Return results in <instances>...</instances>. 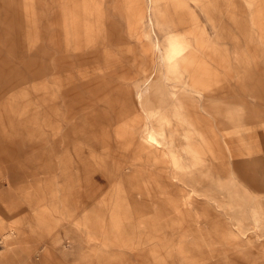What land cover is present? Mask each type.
I'll return each instance as SVG.
<instances>
[{
  "label": "rangeland",
  "instance_id": "1",
  "mask_svg": "<svg viewBox=\"0 0 264 264\" xmlns=\"http://www.w3.org/2000/svg\"><path fill=\"white\" fill-rule=\"evenodd\" d=\"M124 134L159 149L196 202L198 217L178 213L163 172L152 187L123 170L134 227L186 231L166 264H264V0H0V184L8 209L23 205L0 214L6 264L165 263L148 234L138 247L96 217L129 166ZM42 211L36 228L19 219Z\"/></svg>",
  "mask_w": 264,
  "mask_h": 264
},
{
  "label": "crops",
  "instance_id": "2",
  "mask_svg": "<svg viewBox=\"0 0 264 264\" xmlns=\"http://www.w3.org/2000/svg\"><path fill=\"white\" fill-rule=\"evenodd\" d=\"M151 2V0H149ZM190 34V31H189ZM60 74H64L62 72H57ZM182 76V74H181ZM151 79V77H149ZM151 88V87H150ZM149 88V91H150ZM161 89L158 90V94H160ZM148 92H144L141 93L138 91L137 95H136V100L137 103H139L140 105L144 106L143 103V94L146 95L147 100L149 99V95ZM155 93V94H156ZM154 100V99H153ZM132 110V108L128 111L130 112ZM128 134H124L123 136H125V140H123L124 146L123 148L126 150H123L124 155H127L131 152L132 157L127 160L130 161L129 162V166H123L120 169H118V175L119 178L118 180H116L115 182V188L114 191L111 193V200H110V211L108 213V215H104L103 211L106 208L105 204H103V209L99 210L96 217H98L99 219L102 220H106L108 219V221L114 226V230H116L117 226L123 225L124 224H128V229H127V233L130 234H135L138 236V247H140L142 240V237L144 236L143 234H148L146 240V245L149 248V252L152 255V259H158V257L161 258L160 253L163 252L164 253V258H162V261L164 264H166V259L169 258L170 256H172V253L174 251H178L179 254L182 255L183 258V252L185 253V245H184V241H185V234L186 231L183 230V232L181 231V235L179 236V238L177 240H175V237L169 238L168 237V233H166L165 229H161L158 228L159 230H156L154 232H156L154 235H149L148 233L142 232L140 229L134 227L133 223H130L131 219H127L130 217H133L132 215V210H131V205H130V200H129V196L126 192V190L124 189V184H123V176L126 174L125 172H123V170H125L126 172H128L129 174H132L134 171L136 173H139V178L141 179V181L143 183H151L152 187L154 185V183L157 182L158 180V175L162 174L160 172H163L164 176H165V180L168 181V184H171L172 186H176V183H173L172 180H169L170 178V173L172 171V167H168V163L166 161V157L163 155V153L161 151H159V149H157L155 146H150L148 144H144L142 145L141 143L138 145V143H135L133 146H131V144H128ZM263 142H264V138H263ZM67 145H62V150H63V154L64 157L68 156V151L67 150ZM93 147V144H92ZM94 148V147H93ZM62 167H66L65 161L62 159ZM127 169V170H126ZM166 174L168 175V177L166 176ZM126 176V175H125ZM131 179L127 180V183H131L130 181ZM15 185V189H12L15 193L17 194H21L24 193L25 190L28 189V187H24V185L19 184L18 182L16 183L13 179L11 180ZM167 183V182H166ZM157 184V183H156ZM51 187V186H50ZM167 187H169L168 185H163L161 187V189L167 191L169 194L171 195L172 198L175 199L176 202V206H177V212L180 213L182 210L184 209V211L186 213H192V211H194V214L198 217L199 215L197 214V207L195 199L191 198V197H186V196H179L178 195V190H179V186H176V193L172 190L168 191ZM178 187V188H177ZM63 188H66V191L68 189V184L66 183V177L64 179V183H63ZM148 188V187H146ZM8 186L7 183H2L0 184V214H2L3 217L5 216H13V218L17 215H19L20 211L23 209V205L20 207H16V208H12V209H8L9 208V200L7 199V197L4 195V193L6 192V190H8ZM52 193L53 196L56 197V190L54 188H52ZM125 191V195H117V193L119 192V190ZM4 192V193H3ZM146 194H144L143 197H140V199L143 200H147V201H152V197L150 195V191L149 189H147L145 191ZM164 196L166 197V195L164 194V191H160L154 194V196ZM132 197V195H130ZM153 196V197H154ZM27 199L28 196L26 195L25 197H22V199ZM61 201L63 202V200L61 199ZM151 203V202H150ZM31 206V205H30ZM109 206V205H108ZM50 209L49 210H57V204H51L49 206ZM82 208H85V205H83ZM32 209V208H31ZM121 210V211H119ZM46 212H37V213H31V217L29 219H27L28 217H22L19 218L22 221H32V226L36 228L37 224L39 222H41L42 220H45V222H47V219L45 218V214ZM90 214H92V212H87L86 209L83 210L82 214H81V218L85 219V217L90 216ZM196 217V218H197ZM147 222V221H146ZM199 220L196 219L195 223H198ZM0 225H2V221L0 220ZM164 228V227H163ZM181 225L177 224L176 227L172 226L171 231H180ZM162 230V231H161ZM183 235V236H182ZM182 236V237H181ZM113 239V238H111ZM112 244V243H110ZM121 247H127V245H120ZM101 249V251L105 252L106 248L105 247H99ZM38 251V250H37ZM49 251H47L46 253H48ZM44 254V253H43ZM50 253L43 255V257H40L41 254L37 253L36 255L38 256L37 258V263L38 264H56L55 262V258L52 255H49ZM113 255H116V253H113ZM119 255V254H118ZM159 255V256H158ZM125 254L120 255V259L121 261L124 262L125 260ZM122 257V258H121ZM180 258V255H179ZM182 258H180V261L182 260ZM10 259V254L9 253H4L2 256H0V262H5V264L7 263V261H9ZM45 259H50V263H45ZM172 260V259H171Z\"/></svg>",
  "mask_w": 264,
  "mask_h": 264
}]
</instances>
